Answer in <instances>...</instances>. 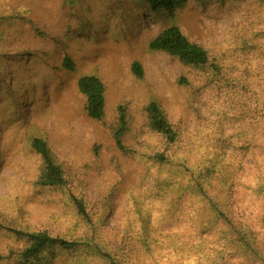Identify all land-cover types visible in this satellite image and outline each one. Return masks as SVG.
Here are the masks:
<instances>
[{
  "label": "rangeland",
  "instance_id": "374dc122",
  "mask_svg": "<svg viewBox=\"0 0 264 264\" xmlns=\"http://www.w3.org/2000/svg\"><path fill=\"white\" fill-rule=\"evenodd\" d=\"M172 25L226 75L150 49ZM246 67L264 97V0H191L171 16L143 0H0V264H18L26 235L41 231L80 243L47 264H264V115H247L227 83ZM83 75L105 86L101 121L86 115ZM153 99L178 133L173 146L147 124ZM120 106L125 151L113 137ZM33 137L64 187L37 184Z\"/></svg>",
  "mask_w": 264,
  "mask_h": 264
},
{
  "label": "trees",
  "instance_id": "16d2710c",
  "mask_svg": "<svg viewBox=\"0 0 264 264\" xmlns=\"http://www.w3.org/2000/svg\"><path fill=\"white\" fill-rule=\"evenodd\" d=\"M152 12H163L169 16L185 6L191 0H143ZM198 2L216 1L224 3L228 0H194ZM250 49H253L249 45ZM149 48L155 51H162L170 56L176 57L183 65L193 67L203 72H208L212 76L224 75L220 66L212 58L204 48V46L190 41L182 32L179 26L172 25L161 30L149 43ZM63 64L66 68L72 69L73 61L68 55L64 56ZM133 75L142 79L144 70L140 62L133 61L131 64ZM226 75V74H225ZM258 74L249 70L247 67L236 74L232 80H228L229 90L233 93L235 101L246 107L247 115H264V97L257 95L252 80L256 81ZM255 85V84H254ZM77 88L85 97L84 109L86 115L94 121H101L105 115L106 94L103 82L95 75H83L77 80ZM257 95L259 97H253ZM253 98L250 103L248 99ZM147 124L151 131L158 134L164 139L165 144L169 146L175 145L178 139V133L169 122L167 116L163 112L159 102L155 99L149 101L145 106ZM128 129V120L122 106L118 109V119L113 130V137L116 145L122 151H125L123 138ZM32 150L39 156L41 160L42 173L37 180V184L47 188H62L66 184V177L63 168L58 164L47 142L41 137H33L31 140ZM164 160V155L159 157ZM166 160V159H165ZM200 188L203 185L198 182ZM211 207L215 212L223 216L225 221L232 224L227 213L220 210L213 199L208 197ZM72 203L75 205L78 213L82 217H88L87 208L78 197H71ZM1 226V223H0ZM237 232V228L232 226ZM23 235L22 232H17ZM29 244L16 255L18 264H47L55 257L57 249L72 250L80 243L78 241H67L61 237L53 236L45 231L28 233ZM243 236V237H241ZM240 240L244 243L245 248L249 249L246 233L239 231ZM106 258L112 263V257L106 255Z\"/></svg>",
  "mask_w": 264,
  "mask_h": 264
}]
</instances>
